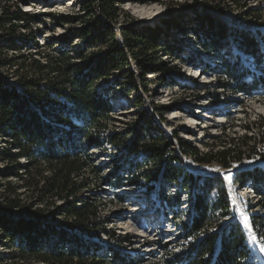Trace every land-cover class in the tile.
Wrapping results in <instances>:
<instances>
[{
	"label": "trees",
	"instance_id": "obj_1",
	"mask_svg": "<svg viewBox=\"0 0 264 264\" xmlns=\"http://www.w3.org/2000/svg\"><path fill=\"white\" fill-rule=\"evenodd\" d=\"M92 3L98 9L83 6L82 16L73 19L80 24L75 38L82 43L72 48V41H66V47L48 55L40 53L32 29L39 15L14 9L16 3L9 0L0 10V161L7 163L0 175L18 181L0 184V248L10 252L0 255V264H132L129 253L120 248L131 246L135 238L108 230L107 220L98 218L94 203L84 196L92 179L120 189V173L125 171L134 177L128 183L143 187L145 194L156 193L160 204L170 209L181 194L189 197L192 212L187 222L179 224L190 242L182 260L167 264H253L247 229L238 220L220 227L232 207L227 190L214 193L210 178L199 185L200 177L172 156V143L150 120L138 129L111 133L114 114L108 96L115 90L125 95L127 86L132 91L137 79L144 91L155 83L173 87L181 79L201 87L173 64L181 59L183 48L171 35L193 36L210 56H219L225 45L234 42L255 62L261 56L258 41H264V31H236L210 14L194 15L190 28L183 23L185 16L152 24L127 16L129 24L115 31L109 24L120 15L116 0ZM224 64L227 72L232 65ZM132 66L138 69V78ZM243 80L244 75H238L233 92L249 96L256 81ZM172 135L177 149L199 163L234 160L235 147L202 155ZM105 143L109 149H120L112 155L114 161L97 168L94 151H106ZM21 160L26 163L20 164ZM106 166L111 171L101 176ZM122 168L125 171L120 172ZM232 179L251 181L264 204V169L236 173ZM166 185L178 186V195L167 197ZM172 214L174 219L177 212ZM250 222L254 228L255 219Z\"/></svg>",
	"mask_w": 264,
	"mask_h": 264
},
{
	"label": "rangeland",
	"instance_id": "obj_2",
	"mask_svg": "<svg viewBox=\"0 0 264 264\" xmlns=\"http://www.w3.org/2000/svg\"><path fill=\"white\" fill-rule=\"evenodd\" d=\"M9 1L16 3L18 8L14 9L39 15V22L33 24L32 29L43 55L65 46L66 41L70 40L72 48L78 47L82 42L75 38V34L80 24L73 19L82 16L80 9L83 6L85 9H98L92 0ZM5 5V0H0V10ZM115 7L120 15L109 24L115 31L129 24L127 16L145 24L175 15L185 16L183 23L190 28L194 15L200 14H210L236 31H250L252 34L257 30L264 31V0H138L130 3L127 0H116ZM43 14L49 16H40ZM58 16L66 19L60 21ZM171 39L180 40L183 48L181 59L175 60L173 64H177L185 76L197 79L201 87H195L181 79L173 87L155 83L148 85L144 91L137 79L132 91L128 90V86L123 89L125 95L119 90L111 91L108 102L113 108L114 119L109 130L111 133H120L138 129L148 120L152 121V125L172 143V156L178 157L180 164L188 172L200 177L199 185L206 182L203 179L210 178L213 179L214 193L223 187L227 190L232 207L220 227L228 221L238 220L247 229L250 261L253 264H264V222L261 220L264 216V204L254 193L251 181L240 183L233 182L232 179L236 173L256 167L264 169V41H258L261 56L255 64L234 42H231V46L225 45L219 56H210L203 52L193 36L184 38L171 35ZM225 62L232 65L227 72L223 69ZM131 72L138 78L139 71L136 67L132 66ZM240 74L244 75L243 81H256L255 89L249 96L233 92ZM151 76L147 78L150 79ZM219 83H223L225 87H218ZM135 102L140 106H136ZM203 114L209 118L204 119ZM186 125L192 130H188ZM173 133L191 143L202 155L235 147L234 160L223 162L218 158L210 164L199 163L197 159L177 149ZM104 147L106 151H94L97 168L109 160V164L114 161L112 155L120 149H109L107 143ZM19 163L24 164L26 161L21 160ZM6 167L7 163L0 161V172ZM106 168L108 166L101 176L111 171ZM122 171L125 170L122 168L120 172ZM120 174L123 177L120 189L100 185L99 180L92 179L89 189L84 193L94 203L99 213L98 218L107 220L108 230L135 238L131 246L123 244L120 251L129 253L132 264H167L176 258L177 261L182 260L190 241L183 238L179 223L187 222L192 212L188 207V195L181 194L178 203L175 202L170 209L166 204H160L156 193L145 194L143 187H134L128 183L127 180L134 177L126 171ZM85 177L88 175L85 174ZM216 179H220L221 183ZM6 182L18 184L12 177L3 178L0 175V184ZM164 189L170 198L179 193V188L175 185H166ZM172 211L177 212L174 219ZM251 218L256 221L254 228ZM245 220L249 226H245ZM101 238L105 237L102 235ZM102 249L101 255L104 254ZM8 253L10 252L0 248V255L7 256Z\"/></svg>",
	"mask_w": 264,
	"mask_h": 264
},
{
	"label": "bare ground",
	"instance_id": "obj_3",
	"mask_svg": "<svg viewBox=\"0 0 264 264\" xmlns=\"http://www.w3.org/2000/svg\"><path fill=\"white\" fill-rule=\"evenodd\" d=\"M131 2H137L138 0H127V3H130ZM205 116V115H204ZM205 118H207V115L205 116ZM186 127H188V125H186Z\"/></svg>",
	"mask_w": 264,
	"mask_h": 264
},
{
	"label": "snow or ice",
	"instance_id": "obj_4",
	"mask_svg": "<svg viewBox=\"0 0 264 264\" xmlns=\"http://www.w3.org/2000/svg\"><path fill=\"white\" fill-rule=\"evenodd\" d=\"M228 179H231V177H228ZM245 226H249L247 220H245ZM264 250V249H262Z\"/></svg>",
	"mask_w": 264,
	"mask_h": 264
}]
</instances>
